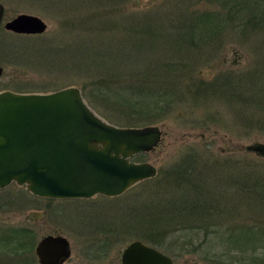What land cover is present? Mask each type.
Listing matches in <instances>:
<instances>
[{
	"label": "rangeland",
	"instance_id": "1",
	"mask_svg": "<svg viewBox=\"0 0 264 264\" xmlns=\"http://www.w3.org/2000/svg\"><path fill=\"white\" fill-rule=\"evenodd\" d=\"M243 1L233 0L224 8L218 0H0L3 23L18 14L35 15L46 23L40 34H13L0 27V90L38 93L75 85L95 113L109 123L158 125L163 137L156 149L138 154L139 161L157 168V177L137 183L114 198H39L15 183L0 189V226H26L33 236L31 250L21 251L14 259L10 254L8 258L0 255V260L6 264H39L35 246L43 235L53 234L69 242L70 257L63 264H120L124 247L134 240L142 241L135 234L150 227V220L141 222L136 215L139 202L181 195L193 199L194 194L197 200L211 199L214 217L208 222L216 219L219 223L212 222L204 236L201 230L192 228V220L183 228L174 226L178 223L175 219L169 225L177 229L173 240L182 250L176 254L160 251L174 264H264V202H258L262 194L256 201L239 185L264 181V158L246 150L247 145L264 143V0H252L260 11L244 26V19L233 17L235 8L229 9L236 3L244 6ZM179 11L219 12L225 17L214 45L187 50L169 46L167 40L173 41L166 39L172 29L170 22ZM130 16H151L156 34L160 33L158 40L165 39L157 43L161 48L153 45L147 51L156 59V66L141 68L136 48L131 56H117L114 63L108 60L111 52L105 50V61L116 70H102L100 78L105 79L107 88L103 89L86 68L92 57L90 47H110L121 55L125 30L138 24L136 20L127 22ZM156 40L148 38L150 42ZM137 85L139 89L156 87L154 92L161 97L158 103L149 99L143 106L152 112L142 115L150 117L149 121L129 125L130 118L134 119L131 122L137 119L131 112ZM164 94L166 105L162 102ZM117 96L132 98L127 102L128 109L112 102ZM158 107H165L164 112ZM187 166L192 174L205 170L200 172L204 181L192 177L198 187L188 175ZM166 179L172 181L164 183ZM155 182L157 186L152 184ZM194 212L198 208L192 204L183 214ZM246 228L254 229L249 247L237 241ZM215 229L233 236L224 242L212 234ZM215 257L226 262H218Z\"/></svg>",
	"mask_w": 264,
	"mask_h": 264
},
{
	"label": "water",
	"instance_id": "2",
	"mask_svg": "<svg viewBox=\"0 0 264 264\" xmlns=\"http://www.w3.org/2000/svg\"><path fill=\"white\" fill-rule=\"evenodd\" d=\"M4 6L0 3V24ZM20 34H40L46 23L18 14L4 23ZM3 68L0 66V76ZM158 125L116 126L87 104L75 85L46 93L0 91V189L12 182L50 199L117 197L157 168L133 157L162 141ZM264 158V143L246 146ZM39 264H63L70 257L66 237L47 234L35 246ZM120 264H174L167 254L140 240L124 247Z\"/></svg>",
	"mask_w": 264,
	"mask_h": 264
},
{
	"label": "trees",
	"instance_id": "3",
	"mask_svg": "<svg viewBox=\"0 0 264 264\" xmlns=\"http://www.w3.org/2000/svg\"><path fill=\"white\" fill-rule=\"evenodd\" d=\"M218 1L221 3V5L224 8H228L227 4L229 5V3H231V1L233 0H218ZM253 4H255L254 1L247 0L246 3L244 2V6L240 5L239 3H236V4H232L233 7L230 6L229 9L231 10L232 8H235L233 17L238 15L239 19H244L241 21L243 22V26H244L245 24L249 22L251 23L252 18L260 11L257 8V5H253ZM230 17L233 18L231 15ZM224 18L225 17L220 15L219 12L218 13H215V12L206 13V12H195V11H189V12L179 11L176 17L174 16L173 21L170 22V25H172V29L168 31V35L166 37V39H173V41L167 40V43L169 46L171 45V47H176L181 50L183 48L187 50L188 48H191L193 46L203 47L204 45H212V44L214 45L216 38L220 34L221 26L223 27L224 22L226 23V21H224L225 20ZM129 20H136L138 24L135 29L130 27V28H127V30H125V33L123 34V36L125 37V40L123 42V47H125V50L123 51L121 55H117L114 52L116 49L113 50V48L110 49V47L103 49V50L102 48H96L95 47L96 45H94L93 47H90L91 48L90 52H92V57H91L90 63L86 65V68H87V71L91 69V73L94 75L93 78H95L94 82L97 81L99 86L103 85L104 86L103 89H107V88H106L105 79L103 80L102 78H100L102 75V70H104L105 67L112 69V70H116L114 67L109 65L108 61L107 62L105 61V55H106L105 50H108L111 52L112 56L109 55L108 60L109 62L114 63V61H116L118 57L126 58L128 56L133 55L134 48H136L137 49L136 52L140 55L141 68H147L148 65H151V64H154L152 67L156 66L154 62V60L156 59H154V57L152 56H149L147 51L151 50L153 45L156 46V49L161 48L162 46L161 45L158 46L157 43L165 39L158 40V36H159L158 34L160 33L156 34V28L154 27L151 16L144 17V18H140L137 16L136 17L130 16L126 19V21L128 22ZM150 36L157 40L154 42L148 41V38ZM98 42L101 45L102 42L101 41H98ZM148 42H149V45L145 46V44ZM80 45H83V43L80 42ZM163 47H164L163 49H166V48L170 49V47H167V46H163ZM85 49L88 50V48H85ZM201 83L202 82H199V84ZM134 89L135 90H133V95H134L135 101L131 103V106H133L134 109L131 112H135L132 114H135L137 116V119L136 121L131 122V120H134V119L130 118L129 121H127L129 125L135 124V122L142 123V120L149 121L150 117L144 118L142 115L146 116L148 114H151L152 112H149L148 110L144 109L143 106L144 107L147 106L146 104L149 103L150 100H156L157 101L156 103H158L160 100H158L157 98L161 97V95H158V93L154 92L156 87L155 89H152L153 91L150 90L149 88L139 89V85H137V87H135ZM101 92L103 93L104 91H101ZM117 97H118L117 100H114L112 102L122 107L126 106V109H128L127 106H130V105H128L127 102L132 100V98L126 99L125 97L122 99V97H119V96ZM164 99L165 100L162 101L164 105L168 104L166 103L167 101L166 95ZM153 103L155 102L153 101ZM138 104L142 106V108L140 109L136 108ZM164 108L165 107L163 108L158 107L157 110L163 113ZM127 113H130V112H127ZM139 158L140 156L137 155L134 158V160L139 161L138 160ZM203 164L207 165V162H204ZM185 168L187 170L188 175L191 178L195 176L196 178L199 179L201 175L200 172L203 173L205 171L202 168L201 170H199L198 173L193 172L194 174H192V172L189 169V166ZM170 178H171V175H170ZM169 180L171 179H168V180L166 179L164 183L168 184ZM178 180L179 179H177V182L180 181ZM192 180L194 179L192 178ZM199 180L204 181L201 179V177ZM250 181L248 182L246 187H244V185L242 184H239L241 191L243 192L247 191L248 194L252 198H256L255 199L256 201L258 198V194L261 193L262 194L260 198L261 200H259L258 202H264V181L263 182H257V181L250 182ZM177 182L175 181L173 182L175 186H177L178 184ZM152 184H156L154 186H157V182L152 183ZM198 184L199 183L195 181L194 186L198 187ZM179 185L182 188V184H179ZM160 188L162 189L163 186H161ZM212 190L213 192L215 191V189H212ZM214 193L216 194V196L220 195L219 193H216V192ZM188 198L190 197H187V195H181L180 198L176 197L172 199L170 198L169 199H158L155 201L152 200V198H150L148 199V201L144 203L139 202V205H136L137 207L136 215L138 217H141V222L150 220L149 221L150 227L143 229L141 233L135 234V236H137L142 241L149 243L151 246H154L163 252L170 251L172 254H176L182 250V247L178 245L176 241L173 240L174 233L175 234L177 233V229L173 228L172 224L169 225V223H171L173 220L175 219L178 220V223H174V226H177V227L181 226L183 228L186 227V225H184L185 222H188V220L189 222L193 221L194 224L192 228L201 230L203 235L207 236L209 233L208 231L209 225H211L212 222L214 221H217L219 223V220H216V219H214L212 222H208L209 218L214 217V215L211 212V209L214 208L215 206L212 207L213 204L211 205L209 203L211 199L207 201V199L203 197L201 200H197V199H194V194L192 197L193 199H188ZM252 198L250 200H252ZM213 200L211 201V203H213ZM135 202H138V201H135ZM192 204H194L195 207L198 208V212H194L191 214H183L186 211V209L189 208ZM153 206L154 208H156L153 210L155 214L154 212L152 213L151 211L153 209ZM200 209H204L205 211L199 212ZM218 223H213V225L214 224L217 225ZM217 226H220V224ZM188 228L190 227L188 226ZM244 230L245 232H243V230L241 231L240 233L241 238L238 237L237 241H242L243 244L248 246L252 244L251 243V241L253 240L252 233L254 229L246 228ZM226 231H230V230H226ZM211 232L214 236L218 235L217 238H221V240L224 242L229 241L230 238H232L233 236L232 233L227 234V232H223L218 229L211 230ZM32 246H33V236L31 234V230L29 228H26V226L24 227L23 226H12V225L0 226V251H2L1 250L2 248H4L5 251H7L8 249V254H10L11 259L16 258V256L19 255L21 251L31 250ZM194 250L197 251V248H195ZM215 258H216V261L218 262H226L225 260H220L218 257H215ZM232 261L233 259L230 258V262Z\"/></svg>",
	"mask_w": 264,
	"mask_h": 264
},
{
	"label": "flooded vegetation",
	"instance_id": "4",
	"mask_svg": "<svg viewBox=\"0 0 264 264\" xmlns=\"http://www.w3.org/2000/svg\"><path fill=\"white\" fill-rule=\"evenodd\" d=\"M3 19H4V16H3ZM3 19H2V23L0 24V27H1V26L4 27V25H3ZM5 22H6V21H5ZM5 22H4V23H5ZM4 29H5V27H4ZM5 31H6V32H11V33L14 34V32L9 31L8 29H5ZM16 34H17V33H16ZM16 34H15V35H16ZM2 74H3V73H2ZM1 76H2V75H1ZM1 76H0V77H1ZM0 91H2V90H0ZM43 236H44V235H43ZM1 248H2V247H1ZM1 250H2V251H1L2 253H0V255L5 256V257L8 258V249H7V251H5V249L2 248ZM6 263H7V262L4 261V259L1 258V260H0V264H6Z\"/></svg>",
	"mask_w": 264,
	"mask_h": 264
}]
</instances>
